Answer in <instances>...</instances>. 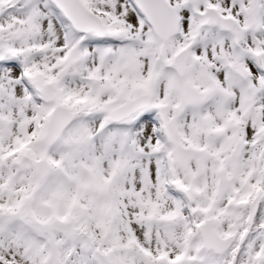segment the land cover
I'll return each mask as SVG.
<instances>
[{
  "label": "snow or ice",
  "instance_id": "obj_1",
  "mask_svg": "<svg viewBox=\"0 0 264 264\" xmlns=\"http://www.w3.org/2000/svg\"><path fill=\"white\" fill-rule=\"evenodd\" d=\"M0 264H264V0H0Z\"/></svg>",
  "mask_w": 264,
  "mask_h": 264
}]
</instances>
